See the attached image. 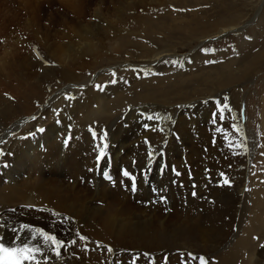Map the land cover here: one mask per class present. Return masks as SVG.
<instances>
[{"label": "bare ground", "instance_id": "1", "mask_svg": "<svg viewBox=\"0 0 264 264\" xmlns=\"http://www.w3.org/2000/svg\"><path fill=\"white\" fill-rule=\"evenodd\" d=\"M165 3L166 0H108L103 3V9L110 14V18L107 16L108 19H104L107 28L104 27V20L98 24L71 22L73 29L68 33H72V47L76 52L74 57L80 62L87 56L91 62L81 64L83 69L91 72L92 67L95 71L92 84L86 87L92 80L89 77L83 84L87 89L79 90L76 100L65 97L66 93L71 92L70 89H79L70 84L72 88L62 90L53 101L44 104L36 119L31 118V109L27 105L25 110H29V114L24 115L27 117L26 123L18 120L22 106L0 100V151L5 152L4 157L0 158V166L4 163L7 167H0V224L5 225L0 228V235L5 238L6 245L13 240L10 229L15 227L19 230L23 224L54 235L65 245L57 259L54 251L43 248L39 240L33 241L45 252L41 258L42 264L44 259L47 264H199V260L191 259L189 254L212 260L211 257L229 245L228 230L235 223L237 212H240L238 205L250 196L246 189L247 165L255 147L254 137L242 120L240 108L235 111L233 104L231 106L219 93L238 82L239 75L231 71L230 75L215 79L214 88L213 83L209 82L211 89L196 92L180 91L172 95L171 91H164L141 96H131L128 92L141 79L159 75L171 67L176 72L183 70L206 38L240 29L247 23H243L241 16L224 17L197 26L185 44H167L157 49L130 41L131 36L136 37L132 29L145 23L144 12L143 15H134L137 8L144 10L146 6L153 5L159 11ZM58 51L61 52L60 47ZM65 57L62 55L60 62H64ZM245 69H241V73ZM48 73L51 77L54 75L50 70ZM62 76L65 80L74 78L67 72H62ZM100 76L104 78L99 80ZM45 77L41 76L40 79ZM113 80L116 82L112 83ZM32 81L35 89L42 86L38 78ZM112 98L118 99L110 109L108 102ZM59 99L61 103L67 100L62 107L49 111ZM217 102L221 105L226 102L231 109L223 111V119L218 107H215ZM172 110L175 111L174 115ZM101 113L106 116H96ZM149 115L160 119L148 120L146 117ZM47 117L53 123L41 133L37 126ZM110 117L109 121H103ZM95 120L99 123H95ZM80 121L84 125L79 124ZM145 124H148L147 130L143 128ZM90 128L97 134L95 140ZM16 131L15 138L13 132ZM243 135L247 140V156L242 153ZM66 139V147L72 149L62 154ZM105 143L108 145L106 149ZM204 146L208 149L206 154L201 150ZM162 147L166 148L167 164H178L181 173H184L181 168L186 163L184 160H190L193 156L197 158L193 164L198 173L192 175L196 181L203 182L207 192L205 190L206 196L204 193L202 195L203 190L199 188L200 193L196 192L193 201L203 208L202 212L191 202L180 214L174 212L165 216L163 208L136 204L128 193L108 187L101 177L96 178L93 173L89 175L87 172V168L97 163L100 149L111 154L114 164H130L144 170L149 169L150 165L151 168L156 166L149 158V151L158 154V149ZM202 155L204 159H201ZM200 166L201 169H198ZM204 176L210 179L206 180ZM181 178L176 181L181 182L187 192L186 177L181 175ZM224 178L229 180V185L223 184ZM220 186L226 188L220 190ZM247 210L245 207L241 214L245 215ZM20 234L24 239H29L31 235L23 231ZM80 236L85 239L81 240ZM244 245L245 248L240 249L235 257L225 256L222 264H264V249H257L251 241H246ZM241 252H246L244 255H247V259H242Z\"/></svg>", "mask_w": 264, "mask_h": 264}, {"label": "rangeland", "instance_id": "2", "mask_svg": "<svg viewBox=\"0 0 264 264\" xmlns=\"http://www.w3.org/2000/svg\"><path fill=\"white\" fill-rule=\"evenodd\" d=\"M104 1L107 2L108 0ZM106 2H102L101 0H0V100H7L10 103L22 106V118L20 117L18 120L26 123L27 117L24 115L27 116L29 113L31 118L36 119L37 117L35 116L41 114L40 112H42L43 106L47 105L49 101H53L59 96L60 92L66 88H72L73 86L79 87V89H70L71 92L67 91L69 93L65 94V97L70 96L67 98L76 100L78 97L77 94H79L80 91H84L90 87L94 80L92 76H94L95 71L92 70V67L90 68L91 72H89V70L86 71L81 64L90 63L91 59L87 60L86 56L82 58V61H76L74 57L76 55L75 48L72 47V33H68V31L73 29L72 21L81 24H93L95 22L98 24L103 22L104 19L107 20V16L110 18V14L103 9V3ZM99 7H101V9H99ZM101 12V17H98V14ZM143 12L146 16L145 23L132 29L136 37L134 38L131 36L129 40L132 42L135 41L139 45L142 43L144 46L153 49H157L160 46L164 47L167 44H172V46L173 44L174 46L176 44H185L189 41L191 31L197 26L204 25L207 22L211 23L224 17L233 18L241 16L244 18L243 23H247L244 27L240 28L241 30L233 29L230 32H222L219 36L206 38L207 40L205 39V43L199 48V51L193 57L191 56L192 58L187 65L188 67L183 70L176 72L175 68L171 67L172 69L164 70L159 75L141 79V81H138L133 87L129 88L128 93L131 96H141L143 94H157L158 92L171 91L172 95H174L180 91L196 92L200 90H209L211 89L209 82L213 83L217 78L226 77L230 75L231 71H235V73L239 75L240 79L238 82L233 83V85L228 88L222 89L219 93H222L220 96H223L224 99L225 97L228 98L227 102L230 105L233 104V106H231L233 109L235 108V111L237 108H240L239 111L240 114H242V120H244L248 130L251 131L252 137H254L255 147L250 160L251 163L249 162V165H247L248 181L246 184L248 185L246 189L250 196L247 201L243 199L242 204L239 203L240 205H238L240 212H237L235 223H232L228 230L227 244L229 245L218 251L217 255L211 257L212 260L207 258L206 261L208 264H222L225 256L235 257L240 249H244L246 241L253 242L254 246H257V249H264V0H166L165 5L159 11L152 5V7L146 6L144 10L142 8H137L134 15H143ZM103 16L104 18H102ZM105 20L103 23L104 27H106ZM159 23L162 26H160ZM63 34L69 38L65 37ZM58 47H60L63 53L58 51ZM59 52L60 55L58 56ZM62 55L64 57L66 55L64 62H60V57ZM124 59H127V57L124 56ZM67 61H70V63ZM22 64L25 66H21ZM106 64L103 63V65ZM107 65L108 67L111 66L109 64ZM244 67H246V69L241 73V69ZM49 70L54 74L52 77L50 76L51 74L48 73ZM58 71L61 73L59 74ZM62 72H67L73 75L74 78L65 80L62 76ZM207 72H209V74H207ZM41 76L46 77L41 80ZM89 77H92V80L90 79L91 82L89 81V85L86 86V88L83 84L89 80ZM32 78H38L40 82L42 81V86L35 89ZM102 78L104 77L100 76L99 80H102ZM214 83L212 84V88H214ZM95 91L96 88L92 92L95 93ZM71 93H73V95ZM19 96H22V98ZM61 99L57 100L53 108L49 111L53 112L58 107H62L67 99L62 103L61 101L63 99ZM117 99L118 98H112V100L108 102L110 109L113 108V104H115ZM27 105L29 106V110L31 109L29 113V110H25ZM38 107H40V109L39 112L36 113ZM171 113L174 115L175 111L172 110ZM98 115L106 116L105 113L96 114V116ZM111 117L103 121L107 122ZM48 118L50 119V117H47L46 121L45 118L41 120L42 123L40 122L37 126L38 130L39 128H47V126L53 123L52 120L50 119L49 121ZM95 123H99V121L95 120ZM79 124H83V122L80 121ZM145 125H147V127H145ZM145 125L143 128L147 130L148 124ZM200 126H202V123ZM13 135H15L16 138L17 131L13 132ZM177 144L181 147L179 142ZM243 144L242 153L247 156L248 147L246 146L247 140L244 138V135ZM67 149L70 152L72 148ZM165 149L166 148L162 147L158 149V154L156 152L153 153L151 160L156 166L153 165L151 168L150 165L149 169H144V176L146 179H149H147L148 181L154 183V181L156 182L164 178L168 181V187L169 185L171 187H169L168 195L158 194L155 196V202H152V194L148 188L145 189L146 192L143 195L144 197L142 196V199H140L139 195L134 196L132 199L131 195L136 192L131 191V186L130 188L120 189L117 185V187L114 188L106 183L102 174H99V177L105 181L108 187L118 189L121 193H128L130 199L136 201V204L142 205L147 202L145 204L147 206L163 208V215L165 216L174 212L180 214L191 202H193V206H197L198 203L195 200L193 201V198L196 196H193V192L196 194V192L198 193L199 191L200 193L201 189L203 190L201 194L203 195L204 193L206 196L205 190L207 192V189L206 186L203 187V182L199 180L196 181L194 175H192L195 172L193 164V161L197 159L195 156L190 160H184V163H186L181 167L184 173H181L178 169V164L174 163V167L167 164L168 155ZM201 150L205 154L208 152L207 146L202 147ZM2 153L4 154L5 152ZM84 153L85 152H82V155H85ZM109 155L111 157V163H113L111 166L112 172L115 173L116 176H119L120 166L123 165L127 170H130L131 176L135 177L137 183V179L139 180L138 171L141 170L130 164H114L111 154ZM1 156L2 158L4 157V155H0V158ZM201 159H204L203 155ZM160 162H162V164L159 165ZM5 165L6 164L2 163L0 167L3 168ZM91 168L93 174L97 178L96 168H94V166ZM174 168L176 171L180 172V177L175 174L173 171ZM5 169H7L6 166ZM198 169H201V166ZM205 172H207L206 168ZM181 175L186 177L187 183H184L188 184L187 192H185L183 184L176 181L177 179H182ZM203 178L206 180L210 179L209 176H204ZM223 187L226 188V186H220V190H223ZM138 199H140L141 203L138 202ZM245 207H247L248 210L245 215H242L241 211ZM197 208L202 212V207L197 206ZM165 210L167 212H165ZM246 231L248 232L246 233ZM232 240L233 242H231ZM233 243L235 244L232 245ZM223 252L225 253L223 254ZM241 253L243 254V252ZM245 253L246 252H244V254ZM244 254L242 259H247V255Z\"/></svg>", "mask_w": 264, "mask_h": 264}, {"label": "snow or ice", "instance_id": "3", "mask_svg": "<svg viewBox=\"0 0 264 264\" xmlns=\"http://www.w3.org/2000/svg\"><path fill=\"white\" fill-rule=\"evenodd\" d=\"M113 75H115V73H113ZM116 81L113 80L112 83H115ZM227 97H225V101H227ZM217 107L221 113L220 118L223 119V111L225 109H228L229 111H231V109L229 108V105L225 102L222 105L217 102ZM146 119L148 120H156V119H160V117H154L152 115H149L146 117ZM145 127H147V125H145ZM38 131H44V129H39ZM89 131L92 133V137L95 140L97 138V134L95 131H93L91 128L89 129ZM106 136V133L104 134ZM70 139V138H69ZM68 140H65V145H67ZM145 143H148L147 141H145ZM229 146H231V141H229ZM108 147L107 143L104 144V149H106ZM237 147H239V145H237ZM104 149H100L98 155H97V162L99 163V161L105 157L106 153L104 151ZM0 155H3L2 152H0ZM149 158H151L153 156V152L149 151L148 153ZM163 171V169H162ZM173 171L175 172V174L177 176L180 175V173L178 171H176L175 169H173ZM222 177L224 176L223 173L220 174ZM103 176L106 180H110L111 177L109 176L108 172H104ZM123 176L128 177L129 179H131L132 184H131V191L132 192H136L137 187H136V179L134 176H131L130 173L128 171H124L123 172ZM229 180L227 178L223 179V184L224 185H229ZM155 191V190H154ZM195 192H193V196H195ZM12 211H15L14 209ZM5 227L4 224H0V228ZM11 232L13 233V240L11 242L10 245H6L4 243V237L2 235H0V264H42V257L45 256V252L44 250L39 247V246H35L32 242L33 241H38L40 243L43 244V248L49 249L51 251H54V254L56 256L57 259L60 258L61 256V251L60 249L63 248L65 245L62 241H60L57 237H55L54 235H50L48 233H45L44 231L40 230V229H31L29 227V225L27 224H23L21 225V228L18 230L15 227L10 229ZM25 232V234L31 233L29 239H24V237L20 234L21 232ZM81 240H84L85 237L80 236ZM73 244H75V241L72 242ZM99 247V245H98ZM109 252L112 251L111 248L108 249ZM191 259H198L199 260V264H208V262L206 261V259L201 256V257H192L191 254H189ZM43 264H47V260L44 259L43 260Z\"/></svg>", "mask_w": 264, "mask_h": 264}]
</instances>
